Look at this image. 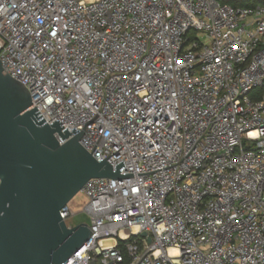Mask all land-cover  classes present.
I'll return each instance as SVG.
<instances>
[{
    "label": "built area",
    "instance_id": "obj_1",
    "mask_svg": "<svg viewBox=\"0 0 264 264\" xmlns=\"http://www.w3.org/2000/svg\"><path fill=\"white\" fill-rule=\"evenodd\" d=\"M0 60L29 110L135 177L85 185L95 234L67 264H264V6L0 0Z\"/></svg>",
    "mask_w": 264,
    "mask_h": 264
},
{
    "label": "water",
    "instance_id": "obj_2",
    "mask_svg": "<svg viewBox=\"0 0 264 264\" xmlns=\"http://www.w3.org/2000/svg\"><path fill=\"white\" fill-rule=\"evenodd\" d=\"M3 71L0 60V264H67L95 233L87 223L68 228L61 210L92 179L135 177L122 175L124 161L116 169L111 156L97 161L80 144L81 130L72 136L29 110V89Z\"/></svg>",
    "mask_w": 264,
    "mask_h": 264
},
{
    "label": "rangeland",
    "instance_id": "obj_3",
    "mask_svg": "<svg viewBox=\"0 0 264 264\" xmlns=\"http://www.w3.org/2000/svg\"><path fill=\"white\" fill-rule=\"evenodd\" d=\"M195 32H191L189 34V37L192 39L195 37ZM71 210L73 212L74 218L71 220V223L73 225H78L82 223H87L89 224L91 222L90 218L83 212L84 210V197L82 194L77 195L70 203ZM141 237L139 238H134L132 241H138L140 240ZM114 242L113 241H106L104 242L105 247H110L113 246ZM126 245V244H124Z\"/></svg>",
    "mask_w": 264,
    "mask_h": 264
},
{
    "label": "trees",
    "instance_id": "obj_4",
    "mask_svg": "<svg viewBox=\"0 0 264 264\" xmlns=\"http://www.w3.org/2000/svg\"><path fill=\"white\" fill-rule=\"evenodd\" d=\"M232 4H237L236 2L234 1H230ZM254 3L257 4V5H262L264 6V0H254Z\"/></svg>",
    "mask_w": 264,
    "mask_h": 264
}]
</instances>
